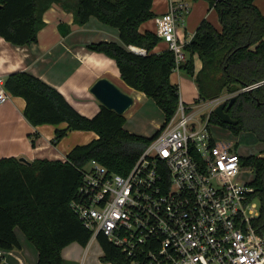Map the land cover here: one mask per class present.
Instances as JSON below:
<instances>
[{"label":"trees","instance_id":"16d2710c","mask_svg":"<svg viewBox=\"0 0 264 264\" xmlns=\"http://www.w3.org/2000/svg\"><path fill=\"white\" fill-rule=\"evenodd\" d=\"M207 1L218 13L221 29L207 18L200 22L184 46L187 58L180 71L194 78L203 101L214 100L238 86L242 91L227 110L233 122H225L214 111L210 120L235 133L251 130L264 142V84L243 90L264 81V14L255 0ZM53 2L72 7L79 25L95 16L119 28L122 44L100 41L89 48L114 59L123 80L153 99L165 114V122L175 114L180 101V87L170 79L176 68L175 52H154L161 38L154 31L139 30L142 23L155 17L153 0H0V36L17 45L36 42L45 25L43 14ZM130 45L144 48L146 53H137ZM196 53L202 67L194 75ZM5 85L12 95L25 99L24 115L33 125L67 124L56 130L53 143L71 130L98 135L73 147L65 160L36 158L27 163L16 156L0 158V249L21 247L16 233L19 229L38 249V264H68L62 250L73 242L86 246L91 239V232L70 207L81 181L79 168L94 159L112 172L126 174L160 129L150 137L131 133L124 129V115L103 104L95 116L86 117L59 90L25 70L9 74ZM262 153L264 150L240 157L242 165H251L255 172L251 198L259 202L255 226L264 235ZM98 240L104 249L103 261L128 264L125 255L105 236L99 235Z\"/></svg>","mask_w":264,"mask_h":264},{"label":"built area","instance_id":"2783aa9c","mask_svg":"<svg viewBox=\"0 0 264 264\" xmlns=\"http://www.w3.org/2000/svg\"><path fill=\"white\" fill-rule=\"evenodd\" d=\"M188 11V3L173 2L155 19L161 42L175 52V71L187 58L177 25ZM5 83L0 75V104L12 96ZM230 97L197 101L207 107ZM211 113L180 97L128 173L94 159L79 168L70 207L90 241L105 236L128 264H264V235L255 226L259 202L251 198L253 187L238 180L242 163L234 145L214 137Z\"/></svg>","mask_w":264,"mask_h":264},{"label":"crops","instance_id":"0c3cea01","mask_svg":"<svg viewBox=\"0 0 264 264\" xmlns=\"http://www.w3.org/2000/svg\"><path fill=\"white\" fill-rule=\"evenodd\" d=\"M173 2L189 4V11L177 25L178 41L184 46L205 18L221 29L218 13L207 0H153L155 17L142 23L140 32H157L156 17L167 11ZM255 5L264 14V0H255ZM43 21L45 25L38 32V40L34 43L17 45L0 36V75L8 77L13 72L28 71L59 90L78 112L89 118L101 109L102 103L91 92L93 85L101 78L111 80L121 90L138 99H151L123 80L114 59L89 48L90 44L100 41L122 44L119 28L105 24L95 16L79 25L75 23L73 8L64 7L60 2L52 3L43 14ZM165 49L166 44L160 42L153 51L160 53ZM201 67L202 61L198 57L195 68L199 71ZM179 71L174 70L170 79L173 84L179 85L180 97L184 101V79ZM194 85L196 97L199 98L196 82ZM192 96L185 97L188 103L192 101ZM25 108V99L15 95L0 104V158L16 156L30 162L36 158L65 160L73 147L98 137L94 131L71 130L53 143L56 130L64 129L67 124L33 125L24 115ZM16 233L21 247L5 250L0 256V264H38L39 251L36 246L21 230L17 229ZM61 254L68 264H114L102 260L104 249L98 239L86 246L73 242Z\"/></svg>","mask_w":264,"mask_h":264},{"label":"rangeland","instance_id":"374dc122","mask_svg":"<svg viewBox=\"0 0 264 264\" xmlns=\"http://www.w3.org/2000/svg\"><path fill=\"white\" fill-rule=\"evenodd\" d=\"M198 57L199 55L196 53L194 55V64L196 61V66ZM179 72L184 79V85L182 84V94L184 95V101L187 104L196 105L197 109H202V107H204L205 112H213L218 105L229 101L228 99H226L222 103L219 102V104H216L217 102H212L210 106L205 107L206 105H204V102H200L199 100L197 101V97L195 94L196 90L194 88V78L182 70ZM197 73L198 71L195 68L194 75H196ZM190 94L193 95L192 101L188 103L186 98L187 95ZM231 95V92L225 90L222 94V97L225 98ZM132 97L134 99V103L124 114V128L134 134L144 135L148 137L154 135L165 122L163 111L152 99H138L136 96ZM210 128L214 133V137L216 138V140L220 142H226L229 145H234L240 155L244 157L258 155L262 150H264V142L261 141L257 137L256 133L251 130H241L239 133H235L229 127L222 126L217 122H210ZM81 134L88 135L89 133ZM261 155H264V153H262ZM254 178L255 172L253 170V167L248 164L242 165V171L238 176V180L250 184L254 180Z\"/></svg>","mask_w":264,"mask_h":264},{"label":"water","instance_id":"95a60500","mask_svg":"<svg viewBox=\"0 0 264 264\" xmlns=\"http://www.w3.org/2000/svg\"><path fill=\"white\" fill-rule=\"evenodd\" d=\"M263 84L264 81H261L257 84V86L252 87L249 90L259 87ZM241 91L242 90H240L238 86L231 87L230 92L232 95L228 104L222 103L215 108L214 112L225 122H233L227 110L234 103L236 95ZM91 92L103 105L121 115H124L134 103V99L130 94L121 90L115 83L107 78L99 79L91 88ZM21 160L30 163V161L23 157Z\"/></svg>","mask_w":264,"mask_h":264},{"label":"flooded vegetation","instance_id":"af4514ba","mask_svg":"<svg viewBox=\"0 0 264 264\" xmlns=\"http://www.w3.org/2000/svg\"><path fill=\"white\" fill-rule=\"evenodd\" d=\"M229 102V101H228Z\"/></svg>","mask_w":264,"mask_h":264}]
</instances>
